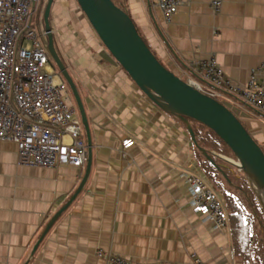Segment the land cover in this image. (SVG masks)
<instances>
[{"label":"crops","instance_id":"crops-1","mask_svg":"<svg viewBox=\"0 0 264 264\" xmlns=\"http://www.w3.org/2000/svg\"><path fill=\"white\" fill-rule=\"evenodd\" d=\"M211 1L185 0L171 22L155 0L126 5L153 51L183 80L211 90L195 69L211 57L236 83L246 84L254 69L264 78V0H224L219 13ZM52 16L59 47L81 87L90 130L88 137L82 127V140L86 147L90 140L92 163L87 176V148L79 169L24 166L17 146L0 142V264H105L95 256L98 249L137 262L193 264L197 257L206 264H237L230 257L229 223L215 231L187 206L183 175L209 177L186 125L134 84L76 0H55ZM225 98L264 149V114ZM128 139L134 144L124 149ZM69 203L32 255L49 222Z\"/></svg>","mask_w":264,"mask_h":264},{"label":"built area","instance_id":"built-area-1","mask_svg":"<svg viewBox=\"0 0 264 264\" xmlns=\"http://www.w3.org/2000/svg\"><path fill=\"white\" fill-rule=\"evenodd\" d=\"M223 1H211L214 13L221 11ZM184 3L185 0H155L166 22H171ZM42 4L43 0H0V142L17 146L21 165L79 169L87 157L83 125L68 84L50 62L42 29L33 28V17ZM195 69L211 86L206 91L197 83L203 93L218 101L230 95L264 114V78L260 69L251 71L246 84L227 78L215 57L198 62ZM133 144L128 139L123 148ZM183 179L187 206L192 212L211 229L226 230V204L210 181L191 175H183ZM95 256L105 264H169L137 262L104 249H98ZM230 257L236 261L232 248ZM193 264L206 263L195 257Z\"/></svg>","mask_w":264,"mask_h":264},{"label":"water","instance_id":"water-1","mask_svg":"<svg viewBox=\"0 0 264 264\" xmlns=\"http://www.w3.org/2000/svg\"><path fill=\"white\" fill-rule=\"evenodd\" d=\"M76 2L103 46L134 84L158 108L180 119L186 125L193 144L209 161L212 159L209 153L198 145L189 120H194L208 127L229 147L239 165L238 168L243 171L252 190L264 207V151L235 113L222 102L203 93L197 83L185 81L172 70L166 68L145 43L128 11L121 9L112 0H76ZM54 3L55 0H48L46 7L45 18L47 32H49L47 51L59 73L70 87L81 116L82 125L89 137V124L80 92L55 48L49 26L48 21ZM159 34L169 47L161 30H159ZM87 148L88 176L92 163L90 140ZM85 182L86 178L75 197L80 193ZM255 182L259 185L262 196L255 190ZM70 203L49 222L32 255Z\"/></svg>","mask_w":264,"mask_h":264},{"label":"trees","instance_id":"trees-1","mask_svg":"<svg viewBox=\"0 0 264 264\" xmlns=\"http://www.w3.org/2000/svg\"><path fill=\"white\" fill-rule=\"evenodd\" d=\"M112 1L121 9L128 11L126 0ZM135 25L145 43L153 51L136 23ZM153 53L166 67L157 54L154 51ZM50 62L58 71L51 58ZM65 65L68 67L66 63ZM76 85L80 90L79 85L77 83ZM189 121L198 145L203 147L212 159L209 161L196 148L210 183L225 199L232 249L235 256L236 254L240 256L237 264H264V207L262 203L252 190L243 171L234 165L237 161L229 147L208 127L194 120ZM260 147L264 151L261 145Z\"/></svg>","mask_w":264,"mask_h":264},{"label":"flooded vegetation","instance_id":"flooded-vegetation-1","mask_svg":"<svg viewBox=\"0 0 264 264\" xmlns=\"http://www.w3.org/2000/svg\"><path fill=\"white\" fill-rule=\"evenodd\" d=\"M47 3H48V0H47ZM42 7L43 8V12H42V20H41V25H42V41H43V44L46 46V48L48 47V44H49V32H47V21H46V18H45V14H46V7H47V4H46V0H43V4H42ZM49 26L51 28V33H52V36L54 38V42H55V48L59 54V56L61 57L62 61L66 63V61L64 60L65 57L61 56V53L59 51L60 47H59V43H58V37H57V33L55 31V25H54V20H53V16H52V13L49 17ZM40 26V25H39ZM64 63V64H65ZM68 65V63H66ZM70 74H71V71H70V68L69 66L67 67ZM59 72V71H58ZM72 76V74H71ZM63 78V77H62ZM66 82V81H65ZM75 82V81H74ZM67 83V82H66ZM77 83V82H76ZM69 86V85H68ZM70 89V87H69ZM71 91V90H70ZM72 93V92H71Z\"/></svg>","mask_w":264,"mask_h":264},{"label":"rangeland","instance_id":"rangeland-1","mask_svg":"<svg viewBox=\"0 0 264 264\" xmlns=\"http://www.w3.org/2000/svg\"><path fill=\"white\" fill-rule=\"evenodd\" d=\"M46 4H47V0H46ZM43 8L44 7H40V9L39 10H37V12L35 13V15H34V17H33V28L34 29H36V30H38V31H40L41 29H42V25H41V20H42V12H43ZM86 18V17H85ZM87 23V25L89 24V22L87 21L86 22ZM39 25H40V27H39ZM89 26L91 27V25L89 24ZM59 51H60V53H61V56L63 57V53H62V51H61V49H59ZM65 60V59H64ZM66 61V60H65ZM66 63H67V61H66ZM70 68V67H69ZM70 71H71V69H70ZM71 73H72V71H71ZM73 74V73H72ZM77 81V80H76ZM77 83H78V81H77ZM79 84V83H78ZM80 89H81V87H80ZM72 97H73V95H72ZM228 99H231L230 97L228 98ZM220 102H222L225 106H227L228 108H229V106H228V104L230 103L228 100H227V98H221L220 99ZM73 104H74V106H77L76 105V102H75V99H74V97H73ZM202 154V153H201ZM203 155V154H202ZM204 156V155H203ZM233 247V246H232ZM239 255H237L236 254V262L239 260Z\"/></svg>","mask_w":264,"mask_h":264},{"label":"bare ground","instance_id":"bare-ground-1","mask_svg":"<svg viewBox=\"0 0 264 264\" xmlns=\"http://www.w3.org/2000/svg\"><path fill=\"white\" fill-rule=\"evenodd\" d=\"M254 188L262 196L261 189H260L259 185L256 182L254 183Z\"/></svg>","mask_w":264,"mask_h":264}]
</instances>
